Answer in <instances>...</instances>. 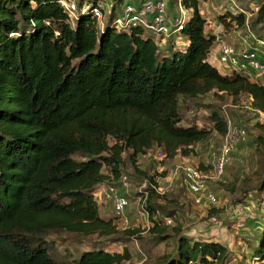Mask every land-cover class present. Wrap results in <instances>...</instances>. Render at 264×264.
<instances>
[{"label": "trees", "instance_id": "16d2710c", "mask_svg": "<svg viewBox=\"0 0 264 264\" xmlns=\"http://www.w3.org/2000/svg\"><path fill=\"white\" fill-rule=\"evenodd\" d=\"M119 2L98 29L90 13L71 20L59 0H0V264H122L126 249L92 248L56 258L51 235L96 233L118 241L113 219L100 215L93 192L102 183L117 185L123 153L130 151L138 171V155L154 144L165 157L188 155L190 145L213 129L225 134L226 120L215 110L211 129L179 124V96L245 93L255 112L264 113L260 79L219 71L207 60L215 36L204 31L198 0H180L191 9L180 30L184 48L169 42L162 53L142 28L113 25ZM255 5V21L264 22V0ZM231 19L245 26L243 12ZM255 38L263 36L251 34L247 43ZM257 124L264 132V121ZM254 140L264 157V136ZM154 189L149 187L145 203L150 219L164 211L152 199ZM254 189L264 193V179ZM152 221L150 230L165 238L166 224ZM261 231L251 257L256 264H264ZM178 233L155 264L222 263L227 250L221 243Z\"/></svg>", "mask_w": 264, "mask_h": 264}, {"label": "rangeland", "instance_id": "374dc122", "mask_svg": "<svg viewBox=\"0 0 264 264\" xmlns=\"http://www.w3.org/2000/svg\"><path fill=\"white\" fill-rule=\"evenodd\" d=\"M137 1L121 0L119 3L121 5L123 2ZM163 1L166 19L170 20L172 29L182 13L177 0ZM257 1L259 0H198L199 13L205 19L204 31L207 35L215 36L208 60L215 63L219 71L224 72V65L218 62L220 44L229 43L242 48L251 34L264 38V22L255 21L254 4ZM114 3L116 0L99 2L102 18L97 21L98 29L109 20ZM238 12L245 14L244 27L238 26L231 19ZM185 14L187 19L190 12ZM170 37L172 38L168 40L167 36L153 35L158 41L160 53L169 42L177 49L184 48L186 40L179 32ZM262 75L255 78L262 82L264 74ZM178 100L182 116L179 124L183 126L197 125L206 130L211 129L213 123L210 116L215 110L226 120V130L234 132L240 128L246 132L243 142H239L233 149L222 174L215 175V164L224 134L214 129L206 140L190 145L188 155L177 151L172 157H165L162 148L154 144L147 152L138 155V171L134 170L129 159L130 151H126L123 153L121 167L122 175H126L129 182L124 191L129 201L126 210L120 215L115 214L111 201L105 199L104 193L110 183L99 184L93 192L101 216L113 219L118 241H108L104 235L96 233L83 235L57 231L51 235L54 240L51 252L56 258L66 255L77 257L80 252L92 248L112 252H123L126 249L129 257L122 264H155L171 251L173 237H176L175 230L179 229L178 235H185L193 240L216 241L225 246L227 252L221 264H256L251 257L253 246L257 245L256 237L264 229V193L254 189V186L264 179V157L255 149L254 139L258 135L264 136L262 128L257 124L263 121L251 107L250 97L245 93L233 96L211 91L193 98L179 96ZM187 166H197L206 175L202 194H215V203H209L205 197L196 202L188 192L183 178V169ZM102 172L109 173L105 167ZM150 177L154 183L150 182ZM152 186L156 188L152 199L164 209L161 211L159 208L154 219L148 217L145 209L149 187ZM166 211L171 214L168 215ZM163 217H168L171 223L166 225L163 233L166 237L158 239V234L150 230L152 220L164 224Z\"/></svg>", "mask_w": 264, "mask_h": 264}, {"label": "built area", "instance_id": "2783aa9c", "mask_svg": "<svg viewBox=\"0 0 264 264\" xmlns=\"http://www.w3.org/2000/svg\"><path fill=\"white\" fill-rule=\"evenodd\" d=\"M103 0H95V4L83 0L82 4L78 6L73 0H59L73 19L77 17V13H90L96 20L102 18V8L99 2ZM178 1L179 10L182 17L175 26L171 29L170 20L166 19L165 2L163 0H141L139 4L131 2H123L120 5V12H118L112 19L113 25L118 29L129 30L133 27H140L146 33L152 36H170L179 32L188 19H185L186 12L191 11L183 7ZM257 6L254 9L257 10ZM79 10V11H78ZM189 17V16H188ZM103 23H101L102 25ZM172 38V37H171ZM218 62L224 65L225 72H238L249 77H259L264 74V38H255L253 44L245 43L242 48H237L229 43H222L218 50ZM264 83V80L262 81ZM258 116L264 121V113L257 111ZM245 131L239 129L237 132L226 130L222 137V144L219 151V157L215 164V175L220 176L223 172L224 166L228 163L233 149L243 142ZM183 178L186 188L190 194L199 202L202 197L209 203H215L217 200L215 194L206 193L202 191L206 185V175L199 167L187 166L183 169ZM129 185L126 175L120 176L117 185H109L104 193L105 199L111 201L112 208L115 214H122L129 205V201L124 191ZM154 187V186H153ZM155 188V187H154ZM156 189V188H155ZM148 214V213H147ZM164 224L168 225L171 220L168 217H163Z\"/></svg>", "mask_w": 264, "mask_h": 264}, {"label": "crops", "instance_id": "0c3cea01", "mask_svg": "<svg viewBox=\"0 0 264 264\" xmlns=\"http://www.w3.org/2000/svg\"><path fill=\"white\" fill-rule=\"evenodd\" d=\"M211 54L209 53L208 54V56H207V60H208V57L210 56ZM212 65H214L218 70H220L219 68H218V66L214 63L213 64V62L212 61H210V60H208ZM100 213V212H99ZM101 215V214H100Z\"/></svg>", "mask_w": 264, "mask_h": 264}]
</instances>
